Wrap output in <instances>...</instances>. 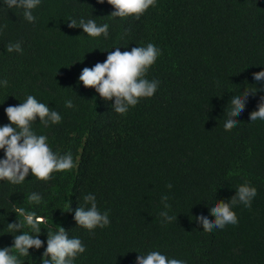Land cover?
Wrapping results in <instances>:
<instances>
[{"label":"trees","instance_id":"1","mask_svg":"<svg viewBox=\"0 0 264 264\" xmlns=\"http://www.w3.org/2000/svg\"><path fill=\"white\" fill-rule=\"evenodd\" d=\"M112 11L106 0H41L30 23L21 10L0 8V79L8 81L0 88V125L9 123L4 108L31 94L62 117L47 127L37 120L34 130L76 161L47 181L30 173L17 185L0 180V247L11 246L15 233L7 223L20 219L15 207H24L47 218L42 241L56 225L81 239L86 250L75 264H134L136 252L152 250L187 257L188 264H264V120L248 115L264 91L249 93L234 114L239 121L223 127L231 94L262 83L252 73L264 67V0H156L139 19L113 18ZM81 17L107 23V37L67 26ZM16 41L23 52H8ZM148 42L161 55L147 78L160 84L127 113H115L111 100L79 82L82 68L115 47ZM67 98L74 108L64 106ZM245 181L257 191L249 207L234 205L238 222L204 230L197 212L229 199ZM31 192L41 195L39 203L28 200ZM89 192L109 211L107 227L86 230L66 211L67 204L84 205ZM162 194L176 214L168 223L159 215ZM43 248H29L23 264H39Z\"/></svg>","mask_w":264,"mask_h":264},{"label":"clouds","instance_id":"2","mask_svg":"<svg viewBox=\"0 0 264 264\" xmlns=\"http://www.w3.org/2000/svg\"><path fill=\"white\" fill-rule=\"evenodd\" d=\"M98 3L105 0H97ZM113 8L110 15L124 18L129 15L139 19L156 0H106ZM41 0H0V8L19 9L27 22H35L36 16L33 10L38 8ZM69 28L79 27L89 37H107L109 25L98 24L95 19L83 17L79 19L69 18ZM126 35V32H125ZM8 52L22 53L21 42H9L6 46ZM161 55V49L152 42L143 46H135L130 50L121 51L120 47L107 52L102 62H96L92 67L82 68L78 80L85 87H91L105 101L111 100L112 110L118 114H125L131 107L136 106L141 98H150L159 87L158 79H148L147 73L150 67ZM254 81H261L260 89L243 88L234 91L230 96L228 114L223 120V127L231 128L239 120L234 114H239L245 108L249 93L264 91V67L252 73ZM8 81L0 79V88L7 87ZM66 108H74L73 100H64ZM4 113L9 123L0 125V180H6L10 184L17 185L25 181V177L31 174L38 180L47 181L54 172H64L74 169L76 161L70 151L63 154L53 151L48 143V137L38 134L33 123L37 120L47 127L49 124H58L61 114L50 108L48 104L39 101L29 94L24 101L17 105H9L4 108ZM249 120H264V95L256 106L249 112ZM171 189L172 185L167 184ZM256 188L250 182L239 184L229 199L211 200L208 211H198L196 218L203 223L204 230L213 227L223 229L226 224L235 225L238 222L234 205L243 204L249 207L256 196ZM42 197L37 192H31L28 200L39 203ZM162 210L159 212L162 223L176 220V214H170L171 205L168 203L169 196L162 194ZM84 205L71 209L66 205V211L73 213L76 225L86 230L107 227L109 211H101L97 206L96 195L87 193L83 196ZM15 222L7 223L8 233H15L11 246L0 247V264H23L20 257L29 256V248L39 250L44 245L43 252L39 257V264H75L76 257L85 253V245L78 236H69L68 231L56 225L55 230L51 227L46 235V240L39 238L41 224L47 223V218L38 216L32 210L24 207L13 209ZM27 227L29 230L22 231ZM19 230V234H17ZM15 250V252H13ZM136 252V251H135ZM134 264H188L187 257L168 254L157 250L148 251L145 254L136 252Z\"/></svg>","mask_w":264,"mask_h":264}]
</instances>
